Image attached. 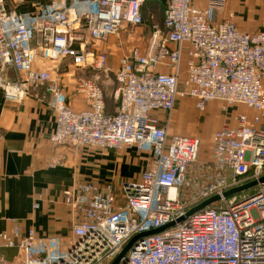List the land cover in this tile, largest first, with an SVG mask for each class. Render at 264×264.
I'll use <instances>...</instances> for the list:
<instances>
[{"label": "built area", "instance_id": "2783aa9c", "mask_svg": "<svg viewBox=\"0 0 264 264\" xmlns=\"http://www.w3.org/2000/svg\"><path fill=\"white\" fill-rule=\"evenodd\" d=\"M147 1L0 0L5 97L36 95L45 86L56 112L50 135L55 145L134 147L153 155L150 168L118 187L81 181L64 190L74 216L67 245L34 227L0 230V244L18 250L16 259L1 257L0 264H112L134 236L170 222L175 224L137 238L117 264H264V183L252 194L222 196L264 175V29L247 32L229 18L219 21L227 0H208L204 8L194 0H155L166 6L162 22H152L150 37L133 43L113 70L105 45L112 37L122 43L142 28ZM185 43L190 47L181 81ZM67 60L75 78L72 90L85 98L83 109L71 106L65 82L55 73ZM161 64L170 71H160ZM75 70L90 76L78 79ZM105 80L116 84L113 114L106 111ZM186 96L200 111L213 101L252 111L239 112L237 125L214 132L211 163L217 176L198 189L188 170L202 140L168 133L176 103ZM159 111L166 114V125L160 124ZM216 194L221 200L178 221Z\"/></svg>", "mask_w": 264, "mask_h": 264}, {"label": "crops", "instance_id": "0c3cea01", "mask_svg": "<svg viewBox=\"0 0 264 264\" xmlns=\"http://www.w3.org/2000/svg\"><path fill=\"white\" fill-rule=\"evenodd\" d=\"M207 1L194 0L201 8L207 5ZM227 1V9L218 15L219 21L229 18L247 32L264 29V0ZM169 45L176 46L174 43ZM189 47L188 43L183 44L181 81L186 74ZM159 70L169 72L170 67L161 64ZM8 75L15 77L14 71L9 70ZM61 75L71 106L85 108L84 96L72 90L75 78H71L69 72ZM105 84L106 111L113 114L117 102L111 92L116 84L108 80ZM39 91L36 95L9 100L0 90V230L11 232L17 225L23 229L34 227L40 235L60 236L67 245L72 236L74 216L64 201V190L81 181L112 182L118 187L121 181L136 179L143 170L150 168L153 155L148 149L139 152L134 147L115 150L78 147L67 142L53 144L50 135L55 129L56 112L45 86ZM177 106V112L169 122V135L198 136L202 142L210 136L212 148L213 134L217 129L226 124L237 125L239 112H252L239 104L229 110L223 107L226 116L221 114L217 102H210L204 111H200L195 99L189 96L179 99L175 108ZM156 114L161 119L160 124L166 125V114L162 111ZM211 157L212 150L210 153L201 151L197 162L190 166L188 175L195 184L204 185L217 176ZM35 203H38L37 208H34ZM17 254L16 248L0 244V258L14 260Z\"/></svg>", "mask_w": 264, "mask_h": 264}, {"label": "rangeland", "instance_id": "374dc122", "mask_svg": "<svg viewBox=\"0 0 264 264\" xmlns=\"http://www.w3.org/2000/svg\"><path fill=\"white\" fill-rule=\"evenodd\" d=\"M146 15H147L146 16V20H145V23L142 26V28H137L138 31H134V33L131 36L130 35L129 36L125 35L126 37H125V39L123 40L122 43L120 41H118L116 39V37H112L110 39V42L105 45L106 48L107 47L110 48V50H109V52H110L109 64H110V66L112 68H116L119 65V60H120L121 55L124 52L128 51V49H130V47L132 46L133 43L142 42V40L144 38L148 39L150 37V33H151L150 25H151V22H162V20H163V11H162L161 6H155V9L148 10V13H146ZM100 44H101V46L104 45L102 43H100ZM68 62H69V60L65 61V65L64 64L60 65L59 70H57V71L54 70L56 75H57V78H59L60 80L63 78L61 73L69 72L68 70L70 69V67L67 64ZM71 69L73 70L74 67L72 66ZM72 72H74V71H72ZM74 74H75L76 78H78V79L82 78V77L90 76L89 72L85 74V73H83L80 70H75ZM213 102L214 103L217 102V104L219 105L218 107H219V110H220L221 114H224L226 116H227L226 110H224L223 107H225L227 110H229V108H231V107H234V104H227V103L224 104L221 101H213ZM177 108H178V106L173 110L172 115L177 112ZM210 150H212V144L210 143V136H209V139L207 141L203 139L202 147L200 149V152L202 151L203 153H205V152L206 153H210ZM200 152L198 154V158L200 157ZM191 184L196 186L197 189H198L199 186H202V183L195 184V181L192 178H191ZM255 187H257V186L251 187V188L246 189V190L254 189ZM245 191L236 193L234 195H237V194L244 195ZM234 195H232V196H234ZM232 196H230V197H232ZM230 197H227V198H230Z\"/></svg>", "mask_w": 264, "mask_h": 264}, {"label": "water", "instance_id": "95a60500", "mask_svg": "<svg viewBox=\"0 0 264 264\" xmlns=\"http://www.w3.org/2000/svg\"><path fill=\"white\" fill-rule=\"evenodd\" d=\"M259 183H264V175H262L259 179H255V180H252V181H249L247 183H244L242 185H239V186H235V187H232L226 191L223 192V197L227 198V197H230L236 193H239V192H243L245 191L246 189H249L251 187H254V186H257ZM221 195L219 194H216V195H213L205 200H203L201 203H199L198 205L190 208L188 210V212L186 213L185 216L181 217L178 219V221H182L183 219H185V217L193 214L194 212L196 211H199L209 205H212L214 203H216L217 201L221 200L222 198ZM175 224V222H170L169 224L163 226V227H160V228H155V229H152V230H149V231H145L143 233H140V234H137L136 236H134L129 242L128 244L123 248V250L118 254V256L114 259V261L112 262V264H117L121 259H126L127 257V253L129 251V249L131 248V246L133 245L134 241L139 238V237H142L144 235H148V234H152V233H157V232H160L168 227H171Z\"/></svg>", "mask_w": 264, "mask_h": 264}, {"label": "trees", "instance_id": "16d2710c", "mask_svg": "<svg viewBox=\"0 0 264 264\" xmlns=\"http://www.w3.org/2000/svg\"><path fill=\"white\" fill-rule=\"evenodd\" d=\"M155 6H161L162 11H163V18H164V11H165V7H166L165 3L155 1V0H150V1H147L142 7V14H143L144 21L146 20V16H147L146 13H148V10L155 9ZM21 8L24 9V7H21ZM151 24H152V22H151ZM254 191H255V188L250 189V190H246L245 194H252Z\"/></svg>", "mask_w": 264, "mask_h": 264}]
</instances>
